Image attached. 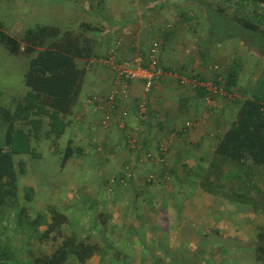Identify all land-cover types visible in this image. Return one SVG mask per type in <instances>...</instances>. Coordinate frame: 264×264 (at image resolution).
<instances>
[{
    "label": "trees",
    "instance_id": "1",
    "mask_svg": "<svg viewBox=\"0 0 264 264\" xmlns=\"http://www.w3.org/2000/svg\"><path fill=\"white\" fill-rule=\"evenodd\" d=\"M194 1L206 15L207 46L219 47L238 41L248 52L255 51L264 61V31L257 24L246 18H230L224 9L213 8L205 0ZM241 1L264 7V0ZM99 31V27L85 23L80 24L78 30L66 31L53 26H36L18 39L4 32L0 25V48L12 57L28 59L24 75L26 94L16 101L13 111L0 105L4 136V144L0 146V264L11 263V256L20 255L26 245H43L50 240L62 242L46 260L33 259L34 264H66L69 261L87 264L95 257L99 258L98 264H112L111 244L99 246L91 240L79 241L74 235L65 236L63 227L68 224V218L63 213L46 206L34 215L27 206L34 199L33 189H24V202L19 196V177L28 174L24 157H41L33 148L32 140L39 139L43 119L49 123L46 137H52L50 153L61 155L60 169L83 152L73 147L72 141H68L61 151L59 141L68 127V122L64 123L63 119L70 116L86 74L85 67H80L78 61L86 63L94 57V37ZM143 68H146L144 62ZM214 68L213 71L218 73ZM239 71L240 64L233 62L221 77H214L213 87L226 95L221 100L237 102L238 97L243 100L239 102L231 127L214 140L209 158L196 163L190 177L205 195L248 206L253 213L264 218V73L254 86L243 90L237 88ZM196 89L202 101L212 100V94L204 87ZM215 96L219 98L217 94ZM143 101L146 108V101ZM120 111L115 109L114 115ZM144 115L146 112L141 116ZM99 124L103 129L101 121ZM164 153L163 163H149L151 167L161 169L162 177L159 175L154 182L146 180L148 184L157 182L159 186L168 180L165 174L168 169L167 149ZM15 157L20 158L17 164ZM123 173L114 177V182L124 184ZM99 218L102 232H105L107 217L99 215ZM257 229L255 264H264V226ZM18 241L21 244L18 245Z\"/></svg>",
    "mask_w": 264,
    "mask_h": 264
},
{
    "label": "crops",
    "instance_id": "2",
    "mask_svg": "<svg viewBox=\"0 0 264 264\" xmlns=\"http://www.w3.org/2000/svg\"><path fill=\"white\" fill-rule=\"evenodd\" d=\"M31 3L39 8L32 10L36 13L30 16L31 23L22 25L23 33L36 26L78 30L82 23L100 28L94 37V57L86 63L78 61L80 67H85L86 74L70 116L63 119L68 127L59 141L67 138L65 146L72 141L73 147L84 151L85 160L90 158L87 163L96 171L107 166L106 170L113 172L121 164L142 166V157L157 153L161 146L168 154L165 174L185 180L199 161L209 158L214 140L231 127L239 102L243 100L238 97L235 103L215 96L213 80L222 74L213 71L212 63L219 61L221 72H226L233 62H238V89L247 90L260 78L256 70L260 58L249 53L240 42L231 41L219 47L205 44L206 15L194 0H36ZM24 7L21 12L24 10L23 13L29 15L30 10ZM23 13L21 20L26 17ZM30 25L34 26L28 27ZM117 42L122 43V48L113 55L115 64L132 63L140 56L145 66V57L157 42L161 75L154 78L147 95L142 81L133 82L129 100L123 105L128 112L126 119L122 120L119 113H115V119L123 128L118 127L121 129L118 130L116 125H110L102 129L99 121L103 115L94 113L88 102L95 96H104L112 87L113 74L108 60ZM182 79L188 82L185 86L181 85ZM197 87H204L212 94V100L202 101ZM143 100L146 115L141 116L138 106ZM45 124L47 133L49 123L43 119L42 126ZM186 124L190 127L185 128ZM169 136L174 142L168 146L165 141ZM190 157H197V164H193Z\"/></svg>",
    "mask_w": 264,
    "mask_h": 264
},
{
    "label": "rangeland",
    "instance_id": "3",
    "mask_svg": "<svg viewBox=\"0 0 264 264\" xmlns=\"http://www.w3.org/2000/svg\"><path fill=\"white\" fill-rule=\"evenodd\" d=\"M32 1L36 0H0V25L4 32L21 38L22 25L31 23L30 16L36 13L32 10L39 8ZM205 1L213 8L224 9L230 18H246L264 31V7L241 0ZM22 7L30 10L29 15L24 10L21 12ZM22 13L25 21L21 20ZM27 62L26 57L9 56L0 48V105L10 111L27 92L23 80ZM258 62L256 70L261 77L264 61ZM212 65L218 67L221 75L219 61ZM115 118L114 115L111 124L118 128L119 121ZM45 131L46 124L39 139L32 140L41 157H24L28 174L19 177V196L23 198L24 189H33L34 199L27 206L34 215L46 206L63 213L68 218V224L63 227L65 236L74 235L79 241L91 240L99 246L111 244L112 264H255V236L257 227L264 226V218L248 206L205 195L190 176L176 180L167 174L168 180L163 184H148L147 176L152 174L157 179L162 172L151 167L144 157L142 166L121 164L113 172H108L107 166L96 171L87 163L90 158L85 160L83 151L60 169L61 155L50 153L52 137H46ZM166 139L168 146L174 142L170 136ZM66 141L67 138L61 140L59 150H64ZM1 144L4 136L0 124ZM189 159L193 164L198 162L197 157ZM19 160L15 157L16 164ZM126 168L130 175L124 177V184L118 185L114 177L122 175ZM99 215L107 217L105 232ZM61 242L50 240L43 245H26L20 255L11 256L9 264H34L35 258L46 260ZM98 262L99 258L95 257L87 264Z\"/></svg>",
    "mask_w": 264,
    "mask_h": 264
},
{
    "label": "built area",
    "instance_id": "4",
    "mask_svg": "<svg viewBox=\"0 0 264 264\" xmlns=\"http://www.w3.org/2000/svg\"><path fill=\"white\" fill-rule=\"evenodd\" d=\"M121 48L122 43L117 42L114 45V48L111 50L110 59L108 60V65L111 68L113 74L112 87L110 91L104 96H95L88 102L89 107L94 113H101L103 115L101 118V125L103 129H107L112 123L114 118L113 115L117 107H120L121 110L119 118L121 117L122 120L126 119L128 112L123 108V105L126 104L129 100L131 83L135 81H142L144 86V93L145 95H147L152 89L154 78L161 75V70L158 66V53L160 50V45L158 43H153L146 56V68H143V59L140 56L136 58L132 63L124 62L121 64H115L113 55L115 51L120 50ZM214 70L218 71V68L215 67ZM187 83L188 82L186 80H181V85L185 86ZM213 93L217 94L220 99L226 97L224 92L215 88H213ZM138 110L140 115L145 114L146 108L144 101L138 106ZM117 126L121 129L123 128V125L120 123H118ZM189 127L190 124L185 125V128ZM161 148L159 151H157V155L156 153H148L144 157V161H148L150 164L154 165L163 163L165 161V153L164 148ZM124 171L125 176L130 175L128 168ZM147 181L154 182L155 176H147Z\"/></svg>",
    "mask_w": 264,
    "mask_h": 264
},
{
    "label": "water",
    "instance_id": "5",
    "mask_svg": "<svg viewBox=\"0 0 264 264\" xmlns=\"http://www.w3.org/2000/svg\"><path fill=\"white\" fill-rule=\"evenodd\" d=\"M253 53H255V51H252Z\"/></svg>",
    "mask_w": 264,
    "mask_h": 264
}]
</instances>
